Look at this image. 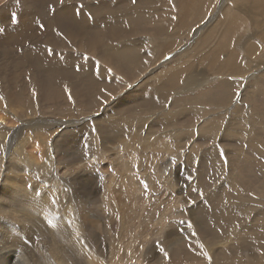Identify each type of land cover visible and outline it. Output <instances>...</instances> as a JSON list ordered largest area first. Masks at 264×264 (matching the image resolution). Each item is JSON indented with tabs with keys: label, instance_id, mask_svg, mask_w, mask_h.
<instances>
[{
	"label": "rangeland",
	"instance_id": "obj_1",
	"mask_svg": "<svg viewBox=\"0 0 264 264\" xmlns=\"http://www.w3.org/2000/svg\"><path fill=\"white\" fill-rule=\"evenodd\" d=\"M65 1L71 2L72 0ZM74 1L80 3L78 5V12H80L88 0ZM96 1L97 4L92 0L86 4V8L94 12V16H96L95 13L98 14L110 9L105 5L102 10L101 4L98 3V0ZM183 1L143 0L141 5L145 6L144 8L141 9L136 6L140 12H149L144 15L136 13L133 18L131 17V20L139 19L140 22H126L129 27L134 24L133 28L138 31L128 33L138 34L132 38L135 40H124L127 49L122 54L104 50L103 56L97 57L90 52V47H87L84 51L87 54L84 57L86 63L88 60H92L96 68L101 66L103 70V67H109L106 71H117L124 76L115 72L117 74L116 82L121 86L120 88L112 87L115 92L110 94L107 100L103 104L101 103L102 105H89L86 101H81L71 95L52 108L45 104L42 107L39 105L41 104L39 100H36L38 103L35 106V111L19 115L7 103V97L1 94L6 91L7 81L11 82L9 74L0 75V109H2L5 119L12 120L14 118L13 121L4 124V129L0 130V165L7 166V164L13 163L14 159L17 162L22 161L20 163L26 160L28 163L27 168H20L16 173L13 172L14 167H11V171H7L11 172L10 175L6 173V166H4L5 169L2 167L0 170V189L4 181H6L4 184H8V179L5 176H12L17 181L18 193H22L25 189L28 191L26 196L28 210H23L27 213L26 217L20 221L1 222V220L4 221L2 217L5 219L6 217L0 213V264H38V260H41L38 259V254L41 252L45 254L48 264H60V254L64 255L63 257H69L62 245L68 244L71 239L75 244L86 249V264H264V225L260 224L264 223L262 219L264 217V142L262 140V137L264 139V84H262V93L258 92L261 95H258L257 91L248 89V83L264 71V6L262 7L263 10L262 8L254 9L252 15L247 17L243 13L242 4L234 5L233 1L236 0H225L224 4L226 5H223L227 6V2H229L228 5L232 7L230 13L235 17L236 24H238L236 28L232 26V32L228 33L226 27L229 23L223 17H219L223 11L226 13V8L222 5L223 0H213V5L210 3L209 6H205L207 0H199L203 3L202 9L201 4H199L195 15L197 18L190 19L185 24V32L182 34L179 32L181 31L179 21ZM259 1L262 0H255L253 5ZM9 2L16 4L15 9L10 13L11 16L13 15L12 20L16 17L14 22L17 23L20 8L22 6L25 10H29V8L23 0H0V10ZM51 2L35 1L36 6L32 15L36 16L35 25L40 24L39 27L43 29L49 39L56 40L57 31L66 30V25L60 24V19L55 13L56 6ZM92 4L97 10L99 7V10L92 9ZM57 7L59 6L57 5ZM152 13L163 14V17L156 21H149L154 18L151 16ZM70 18L73 19L72 14H70ZM215 22L213 37L206 38V33L213 34ZM127 25H124L125 29L129 28ZM159 28L170 36V41L174 40L167 46L168 42L164 41V33L159 37L152 35L151 40H155L159 47L164 48L161 53L157 51V54H160L155 58L148 48L141 49L138 45L151 37L149 33H140L141 31ZM80 30H83L87 36L94 37L87 29ZM5 31L0 28V64L3 63L2 51L8 48V42L4 39L5 35L8 34ZM59 42L64 44L62 40ZM197 42L199 46L194 48L193 44ZM131 43L134 45L131 46ZM163 43L164 46H162ZM221 43L231 48L228 51L234 49L240 55V60L242 59L244 66L241 72L235 73L230 69L231 75L225 69L226 73L221 74L217 71L215 73V63L209 67L213 58L212 55H207V52L212 53L215 47H220ZM17 45H20L19 49L17 46L13 47L16 49V54L10 53L11 56L8 53L4 54L9 61H13L16 57L19 60L24 59L21 54H23L22 51L25 50V47L19 43ZM202 47L203 49H201ZM188 48L189 50H187ZM184 49L188 52L182 53ZM48 50L54 51L50 48ZM69 52L73 56L71 59H79L82 49L80 52L68 48L67 53ZM88 54L94 58L90 59L91 56ZM190 55L192 58H197L191 60ZM222 55L227 56L224 51H222ZM177 56L181 59L184 58V61L174 64ZM47 59L43 62H47ZM27 64L34 72L43 70L40 64L44 63H34L29 59ZM74 67L82 68L81 72L78 73L72 69L67 73L61 70L57 71L64 74L63 82L68 89L81 90L82 85L89 81L91 78L89 75L92 73L86 72V68L84 69L80 62L78 66L74 65ZM162 67L165 69L162 70ZM208 67L211 70H207ZM143 68L145 69L142 70ZM183 68L193 72L197 77L195 82L186 88L181 87L185 77V74L182 75ZM176 69L181 70V72L175 74L172 70ZM160 71L165 72V75L159 76ZM205 71L214 75L206 76L208 72ZM149 72H156L155 76L148 75ZM83 74H87L86 77ZM214 77L216 78L214 79ZM232 78L234 81L237 80L232 85L234 86L232 90L236 92L235 97L233 96L230 101L225 102L224 96L226 95L223 93L227 91V88L219 87L216 89L214 85L225 79L232 80ZM113 84L115 83L113 82ZM161 86H164L166 90H161ZM170 86L172 87L168 89ZM245 87L246 90H244ZM145 88H148V91H145ZM101 91L105 92V88H101ZM130 91L133 93L128 94L136 92V99H133L135 101H138L144 94L147 98H151L153 95L154 99H160L158 97L164 94V104L161 101L158 102L163 109L158 110L157 113L156 111H147L148 107L144 106L143 103L142 106L147 113L138 112L134 114V111L129 112L126 107L119 106V103L116 102L122 100L129 102L127 97L121 98ZM147 93L150 96H147ZM19 94H21L20 91H17L16 95ZM213 99L219 104L210 103ZM133 100H130L132 104L129 103L130 105L127 106L133 107ZM196 100L202 102V110L198 114V120L191 127L186 124V122L191 121L190 116L187 115L183 116L186 122L181 119L174 120L177 122L174 124L175 126L165 125L167 130H161L164 133L173 132L177 135V140L186 142V144L179 146V151H168L165 146L158 142L164 139L169 140V138L160 134L161 127L159 128L153 120L159 117L166 116V119H169L177 116L178 110L184 109ZM139 102L145 101L139 100L137 103ZM243 104H245L244 108ZM237 108H242V110L238 111ZM250 115L252 118L249 117ZM146 117V122L153 121L154 123L152 122L150 125V122L148 130L142 134L141 129L137 127L142 126L145 121L143 118ZM113 119L116 121L114 122ZM211 119H217L220 127L218 134V129L216 130L217 139H212L215 141L217 150L223 146L227 147V145L220 143L222 140L234 141L233 144L237 145L236 136L240 138L242 133L244 138H251L249 139L251 146L238 141V146L231 147L229 151L218 150L215 152L214 148H207L210 147V143L201 144L200 147L194 148L196 145L192 143L195 140L200 142L197 132L200 128L205 127V124ZM234 119L237 121L232 122ZM48 120L54 125L47 127L45 124ZM133 122L137 127H131ZM2 123L0 121V124ZM20 128H24V130L22 129V136L8 149L7 144L11 137L9 134L20 132ZM222 129L225 130L226 135L221 136V133L224 132ZM250 129H255L254 134H251L255 139L247 134ZM100 130H103L100 132L102 135H98ZM231 130L235 132V135L232 134ZM191 131L193 132L192 137L190 136ZM104 132L106 135L103 134ZM150 132L152 135H147ZM42 133L47 134L41 138ZM36 134L38 135L36 136ZM23 137L25 139L19 147ZM44 137L45 139L48 138L47 140L50 142L47 145L43 144ZM203 137L205 138L204 133ZM242 140L246 139L242 138ZM210 151L214 153L211 154ZM39 152L42 153L39 154ZM206 152L208 156L205 155ZM37 154L39 155L37 156ZM190 154L194 155L193 159ZM39 156L40 159H38ZM16 161L14 163H17ZM168 161H171L170 164L173 163V167L172 165L168 166ZM218 161L224 163L225 168L222 169V173H218L221 179L217 185L214 183L217 182L216 178H218L216 173L214 177L210 173L212 165L216 167L220 164ZM228 163L229 166H227ZM163 165L168 167L163 169ZM202 165H205L203 172H201ZM230 176L234 181L243 183V186L241 183L238 185L240 189L244 188L242 193H239L242 195L238 194L241 198L239 196L237 197L240 198L239 200L231 198L232 201L228 199L225 206L224 204L219 206V203L214 201L217 198L214 199L216 191L213 189H218L217 186L225 188L220 187L222 184L220 182H229ZM22 177L26 180L25 187L22 185V179H20ZM200 177L204 179V182L200 186L201 192L197 200L193 198L194 194L190 192L188 195L187 193L190 191L189 189L198 190L195 183H200L202 180ZM38 179L39 182H37ZM43 180H45L44 183ZM164 180L169 183L165 185ZM12 184L15 186V183ZM44 188L45 190L49 189L53 196V201L47 205L41 201ZM218 191L217 193L220 194L221 192ZM228 193V196L233 195L232 192ZM33 198L41 205H38ZM242 203H245L250 209L246 213L248 215H245L244 212L243 216L237 214L239 209L234 206H240ZM230 204L234 205L228 206ZM8 205L4 201L0 202V208L5 207L9 211L11 208ZM65 207L68 208L67 211H65ZM34 212L36 215L33 214ZM171 213H176L181 218L177 217L178 215L173 214V216ZM260 213H263L259 215L261 219L256 216ZM215 215L217 218L211 225V228L214 229H207L203 218H212ZM255 217L258 221H255ZM6 226L10 227L11 231L7 232ZM5 227V232L1 231ZM15 227H19L15 230L16 232L13 230ZM28 227H33L28 234L21 232V229ZM39 228H43V235L36 233ZM255 228L262 229L260 231L261 237L260 235L259 237L256 236ZM199 229L208 235L209 242L205 244L206 248L204 247V239L198 233ZM249 229L252 231L248 232ZM5 235L10 237L4 238ZM185 243H188L184 246L187 250V256L172 258L170 252L182 247ZM163 255L168 257L162 258ZM83 263L84 261L74 262V264Z\"/></svg>",
	"mask_w": 264,
	"mask_h": 264
},
{
	"label": "bare ground",
	"instance_id": "obj_2",
	"mask_svg": "<svg viewBox=\"0 0 264 264\" xmlns=\"http://www.w3.org/2000/svg\"><path fill=\"white\" fill-rule=\"evenodd\" d=\"M35 1H43V2H48V1H52L56 6V11L55 13L58 15L59 19H60V24L61 25H66V30L64 31H57V38L56 40H51L49 39V37L45 34V32L43 31V29H41L39 25H35L36 23V16L35 15H32L34 14V9H35V6H36V3ZM65 1V0H64ZM63 1V2H64ZM91 1V0H89ZM87 1V3L89 2ZM92 1H95L97 2L96 0H92ZM119 1V0H117ZM129 0H120L119 3H127ZM255 0H236V1H233L234 5H237V4H242V9H243V12H248V13H253V10L254 9H260L264 6V0L262 1H259V3H255L253 5V2ZM23 2L25 4H27L26 6L29 8V10H25L23 8V6L19 9L20 10V13H19V19L16 22H11L10 26L6 29L5 33H7L8 35L4 37L5 41L8 42V48L4 49V51H2V56H3V63L0 64V75H4L6 76L7 74H9V79L11 80L10 81H7V86H6V91L5 93H1V94H4L8 100V104L10 105V107H13L15 112L19 115H22V114H29L31 111H35L36 110V107L37 106L36 104L38 102H36V100H39V102L41 104H39L40 106L44 107V104L45 105H48L50 106L51 108L56 106L59 102L63 101L64 99H66L67 97L69 96H73V97H77L79 100L81 101H86L89 105H95V106H98V105H102L106 100L107 98L109 97L110 94L114 93L115 90L112 88V87H105V92L101 91V88L102 86L100 85V83H98V78L97 80L96 79H93V77H91L89 79L88 82H86L85 84L82 85L81 87V90H76L73 88V90L71 89H68L65 82L64 81V74L61 73V72H58L57 70H61L62 72L64 73H67L69 72L72 67L75 66H78L79 62L83 65V68L85 69L86 66H91L90 64H93L92 60H88L87 63L85 61V56L84 55V51L87 49V47H90V52L91 53H94L97 57H102L103 54H104V50H107L108 52L110 53H119V54H122L126 49H127V46H126V42H124V40L126 38H123L120 34H124L128 31H131V30H134L136 31L135 29L136 28H133V25H131V27H129V25H127L126 22H128V20L126 22H124V20L122 19V17H120L122 14L120 13V16H119V10L118 8H115L117 6L114 5V1H112L113 4H111L110 2V5L109 3L105 2V0H101L99 1L98 0V3L101 4V5H107L108 7H111L112 6L113 8L111 9H114L115 12H110V9L108 10H105L101 13H109V15H107L106 17V20L104 22V25L102 26L101 29H98V30H92L91 31V34L92 36L94 37H89L87 36L83 30H80V29H84V27H81V23L82 22L81 20L83 18H80V21L78 20V23H80V25H77L75 23V21L73 19L70 18V11L73 10V7L71 8H68L66 6H61L63 4L62 0H23ZM51 2V3H52ZM191 1H187L188 4H190ZM237 2V3H236ZM60 3V4H59ZM33 4V5H32ZM117 4V3H116ZM57 5L59 7H57ZM78 5V4H77ZM118 5V4H117ZM70 6V5H69ZM192 9L188 10L187 13H186V16H195L196 15V12L198 10V6L196 5H192ZM229 6V5H227ZM16 7V4L14 2H9L7 3L2 10H0V18L2 19L3 22H8L9 20H12V16H11V13ZM238 7V6H237ZM240 8V6H239ZM102 9V8H101ZM226 9L228 10H232V7H227ZM103 10V9H102ZM241 10V9H240ZM263 10V8H262ZM139 11V10H138ZM146 11V10H145ZM74 13V10L72 11ZM140 12V11H139ZM236 12V11H235ZM240 12V11H239ZM77 13V12H76ZM100 13V14H101ZM135 13V10L132 9L131 10V13H130V16H132L133 14ZM141 14H145L146 12H140ZM13 14V13H12ZM99 14V13H98ZM97 14V15H98ZM32 15V16H31ZM75 15V13H74ZM79 15V14H78ZM76 15L75 17L76 18H79V16ZM263 15H264V12H263ZM9 16V17H8ZM15 16V15H14ZM30 16V17H29ZM15 18V17H14ZM13 18V19H14ZM105 18V17H104ZM259 18V17H258ZM264 19V17H263ZM77 22V20H76ZM16 23V24H15ZM83 23V22H82ZM42 25V24H41ZM124 25L128 26L129 28L128 29H125L124 28ZM18 26H19V29H18ZM13 27H15V30H13ZM107 28V34L104 31V29ZM1 36V35H0ZM96 39V40H95ZM59 40H62L64 42V44H61L59 42ZM128 40V39H127ZM126 40V41H127ZM17 43L21 44L22 46L25 47V50L22 51L23 54H21V56L24 57V59H18L17 57L13 60V61H9L8 59H6L7 57L4 55V54H9L11 56L10 53H14L16 54V49H13V47L17 46V49H19L20 45H17ZM3 48H4V44L2 45ZM11 46V47H10ZM48 48L54 50V51H49ZM68 48L70 50H73V51H80L81 52V49H82V53L79 55V59H71L73 56L72 54L68 52ZM67 51V52H64L63 51ZM23 50V49H22ZM61 53V56H59ZM67 56H69L70 58H68ZM47 59V62H43ZM90 58V57H89ZM31 59V61H33L34 63H44V64H40V67L43 69V70H39L40 72H34L31 70L30 68V65L27 64V61ZM85 62V63H84ZM37 65V64H36ZM94 65V64H93ZM12 66H14V68H11ZM34 67V66H33ZM44 67V68H43ZM92 67V66H91ZM95 65L93 66V68L95 69ZM76 68V67H75ZM34 69V68H33ZM160 69V68H158ZM93 70V69H92ZM13 71V72H11ZM57 71V72H56ZM46 72V73H44ZM98 72V70H97ZM94 73V72H92ZM100 74V73H99ZM105 74V73H104ZM94 76L97 75L96 74H93ZM92 75V76H93ZM264 71L259 75L257 76L254 80H252L251 82L248 83V89L250 90H254V92L257 91V94L258 92H261V90L263 91L264 87L262 86V84H264ZM98 76V75H97ZM103 76V73L99 75V77H102ZM105 76V75H104ZM96 78V77H95ZM105 78V77H104ZM101 79V78H100ZM103 79V78H102ZM106 80V79H105ZM196 78L194 76H188L186 77V79L184 80V86H188L189 84L191 85L193 82H195ZM13 82V83H12ZM112 82V81H111ZM228 83V82H227ZM173 84V83H172ZM236 85V84H235ZM35 86V87H34ZM111 86H114L113 82L111 83ZM172 87V86H171ZM217 87V88H216ZM214 88L218 89L219 87L220 88H227V91L225 93H223V95H226L224 96V100L225 102L227 101H230L231 99V94L232 93V97L235 95V91H233L231 88V90H229V88L231 87L230 85H224L223 83L222 84H219L218 86H216ZM263 87V89H262ZM170 88V87H169ZM148 89V88H147ZM237 89V88H236ZM247 89V90H248ZM2 90V89H1ZM246 90V87L245 89ZM249 90V91H250ZM17 91L21 94L19 95H16L17 94ZM223 91V90H222ZM262 93V92H261ZM251 94V93H250ZM129 95V102L131 103L130 100H133V99H136V93L134 92V94H128ZM148 96V94H146ZM215 95V94H213ZM243 95H245L243 93ZM242 95V96H243ZM254 95V94H253ZM252 95V96H253ZM258 95H261V94H258ZM235 97V96H234ZM241 97V96H240ZM254 97V96H253ZM252 97V99H253ZM141 100H146V99H150V98H147L145 95L141 96L140 97ZM159 98V97H158ZM256 98V96H255ZM258 98V96H257ZM154 99V97L152 98ZM219 99V98H218ZM245 99V98H243ZM259 99V98H258ZM256 99V100H258ZM261 99V98H260ZM255 100V99H254ZM264 100V98H263ZM135 104H139L137 103L138 101H135L133 100ZM161 100L158 99L156 101L154 100H151L149 104H144L146 107H148V109L150 110H153V111H156L158 109H160V106L162 107L161 104H159L158 102H160ZM211 101H215V99L211 100ZM251 101V100H250ZM249 101V102H250ZM259 101V100H258ZM36 102V103H35ZM217 104H219L217 101H215ZM261 102V101H260ZM102 103V104H101ZM142 103V102H141ZM198 103V102H197ZM258 103V102H257ZM227 104V103H226ZM197 105V104H196ZM245 104H243V108L245 107L244 106ZM263 105V104H262ZM194 106V105H193ZM192 107V106H191ZM259 107V106H258ZM186 108V107H185ZM182 109V110H178V115L177 116H174V117H171L169 119H166V116L165 117H159L158 120H156V122H158L160 125H162L160 128V134L162 135H165L168 136L169 140H162V141H159L158 143L162 146H165V148L168 150V151H172V150H175V151H179V146L183 145V144H186V142H182V141H179L177 140V135L175 133H164V132H161L164 131V130H167V128L165 127L168 126V125H174L176 124L177 122H175L174 120H183L184 122H186V120L184 119L183 116H187L189 115L190 116V119L191 121L190 122H186L187 126L190 127L192 124H194L197 120H198V114L201 112L200 110L196 109V108H188L189 110H186V109ZM27 110V111H26ZM238 111H241L242 108H237ZM233 111V110H232ZM33 113V112H32ZM127 113V112H126ZM197 113V117L192 114H195ZM243 113V111H242ZM15 114V113H14ZM252 114V113H251ZM192 115V116H191ZM236 115V114H235ZM254 115V114H253ZM17 117V115H15ZM117 116V115H116ZM251 117V115L249 116ZM231 118V117H230ZM239 118H242V116H239ZM238 118V119H239ZM252 118V117H251ZM258 118V117H257ZM145 119V118H144ZM14 118H12V120L10 119H5L3 117V111L2 109H0V121H2L3 123L0 124V130L4 129V124L10 122V121H13ZM114 120V119H113ZM166 120V121H165ZM116 120H114L115 122ZM214 121V119L212 120ZM212 121L209 120L205 125V127H202V129L200 128L199 131H198V138L200 140V142H198V140L195 142H193L192 144L196 145L194 148H197L198 146L200 147L201 144L205 145L207 143H210V147H207V148H214L216 151L215 152H218V150L220 151H223V150H227L229 151L231 149V147L233 146H237L234 143V141H228L227 139L224 141L222 140V142H220L222 145H227V147H220L218 146V150H217V146H215V141H213L214 139H217V134H218V131L220 130V127H218V130H217V134H216V129H215V125L212 124ZM216 121V120H215ZM234 121H237V119H234L232 122ZM254 121V119H253ZM259 121V120H258ZM264 121V119H263ZM241 122V121H240ZM47 124H45L47 127L49 125H54L53 122L51 121H46ZM255 123V121H254ZM12 124V123H11ZM121 124V123H120ZM216 124V123H215ZM233 124V123H232ZM248 124V123H246ZM256 124V123H255ZM236 125V124H235ZM254 125V124H253ZM35 126V125H34ZM175 126V125H174ZM210 126V127H209ZM218 126V125H217ZM224 126V125H223ZM230 126V124H229ZM248 126V125H247ZM251 126V125H250ZM261 126V125H260ZM160 127V126H159ZM258 127V125H257ZM13 129V127H11ZM25 128V127H24ZM24 128H20V132H13L11 134H9L11 137H10V140L8 141V149L9 147L13 144H15L18 139L22 136V131L24 130ZM210 128V129H209ZM259 128V127H258ZM23 129V130H22ZM37 129V128H36ZM41 129V128H40ZM228 129H230L228 127ZM237 129V128H236ZM239 129V127H238ZM117 130V129H116ZM169 130V129H168ZM223 130V129H222ZM241 130V128L239 129ZM261 130V129H260ZM264 130V129H263ZM262 130V132H263ZM138 132V130H136ZM196 131V130H195ZM215 131V132H214ZM224 132L221 133V136L223 134H225V130H223ZM37 132V131H35ZM44 132V131H42ZM169 132V131H168ZM232 132V130H231ZM231 132H228V133H231ZM255 132V129H250L249 130V135L250 134H254ZM51 133V132H50ZM192 131H191V134L190 136L192 135ZM203 133L205 135V138L203 137ZM247 133V132H246ZM45 134L47 133H42V136L41 138H43V136H45ZM233 135H235V132H232ZM260 134V133H259ZM38 134H36L37 136ZM147 135H152L151 132L148 133ZM226 135V134H225ZM242 135V137H238L236 136V142L238 141H242V138L243 139H246L244 138V135L243 133L240 134ZM51 136V135H50ZM48 137V136H47ZM192 137V136H191ZM225 137V136H224ZM219 138V137H218ZM228 138V137H227ZM248 138V137H247ZM25 139V137H23V139L20 141L19 143V147L22 145V141ZM48 139V138H47ZM43 139V144L44 145H47V143H50L48 142V140ZM211 139V140H210ZM213 139V140H212ZM225 139V138H224ZM251 139V138H249ZM28 140V139H27ZM26 140V141H27ZM232 140H235V139H232ZM29 141V140H28ZM27 141V142H28ZM219 141V140H218ZM25 143V142H23ZM219 143V142H218ZM25 145V144H24ZM42 145V146H44ZM229 146V147H228ZM19 147H16L17 149ZM34 147V146H33ZM206 147V146H205ZM162 148V147H161ZM193 148V147H192ZM205 149V148H204ZM203 150V149H202ZM190 151V150H189ZM19 152V151H18ZM34 152V151H33ZM54 152V151H53ZM211 154H213L214 152L210 151ZM35 153V152H34ZM42 152H39V154H41ZM37 154V156L39 155ZM207 152H206V154ZM30 156V155H29ZM41 156V155H40ZM40 156L38 159H40ZM11 157V156H10ZM13 157V156H12ZM190 157L193 159L194 155L193 154H190ZM189 157V159H190ZM15 158V157H14ZM13 158V159H14ZM22 158V157H21ZM20 158V160H21ZM211 158V157H210ZM24 159V158H22ZM30 159V157H29ZM36 159V158H35ZM197 159V158H196ZM203 159H205L203 157ZM10 160V159H9ZM19 160V161H20ZM37 160V159H36ZM11 161V160H10ZM16 160L14 159V161H12L13 163L15 162ZM25 162L23 163H20V162H17V163H11V164H7L6 165H0V170H2L1 168L6 166L7 169H6V173H10L11 172H7V171H11V167H14V170L13 172H18L20 168H27L28 166V163L26 162V160H24ZM220 161V160H219ZM218 161V162H219ZM223 161V160H222ZM9 162V161H8ZM171 161H168V166L172 165L173 167V163L170 164ZM221 162V161H220ZM219 162V163H220ZM159 163V162H158ZM167 163V162H166ZM202 163V162H201ZM1 164V163H0ZM37 164V163H36ZM41 164V163H40ZM161 164V163H159ZM158 164V165H159ZM192 164V163H191ZM38 165V164H37ZM50 165V164H49ZM156 165V164H155ZM167 166V167H168ZM193 166V165H192ZM204 166L205 165H202L201 166V172H203V169H204ZM229 166V163L228 165ZM231 166L234 168L233 164H231ZM167 168L166 165H163V169ZM225 168V165L224 163H220L218 164L216 167H214L212 165V171L210 174H212V177L215 176V173H216V181L217 182H214V183H217L218 185V181L219 179H221V177L219 176V172L222 173V169ZM5 169V167H4ZM129 169H131V167H129ZM47 170V169H46ZM227 170V168H226ZM21 171V170H20ZM169 171V170H168ZM167 171V172H168ZM200 171V170H198ZM205 171V170H204ZM166 173V172H164ZM226 173V172H225ZM167 174V173H166ZM204 174V173H203ZM230 174V173H228ZM5 175V174H4ZM170 175V174H169ZM163 176V175H162ZM173 176V175H172ZM5 178L8 179L7 183L8 184H4L6 181L3 182V184L1 185V189H0V197H2L0 199V202L4 201L5 203H8L9 207L11 208L9 211L7 208L5 207H1L0 208V213L6 217V219L4 217L1 222H10L11 220H17V221H20V219L22 220L24 217H26L27 213L24 212L23 210H28V207H27V194H28V191H22V193H18L17 192V184L15 181V178L14 177H7L5 176ZM18 178V177H17ZM163 178V177H162ZM201 178V177H200ZM230 178V181L227 183L225 182H220V187H225V188H219L217 186L218 189L214 188L213 190L216 191V195H214V199L217 198V200H214V201H217L219 203V206H222L224 204L225 206V202H227L228 199L231 200L232 199H238L237 197L239 195H242V194H239V193H242V190L244 189H240L239 188V183H241V186H243L242 182L240 181H234V179L232 178V176L229 177ZM6 179V180H7ZM19 179V178H18ZM22 185H24L25 187V183H26V180L22 178ZM202 179V178H201ZM17 180V179H16ZM167 180V179H166ZM212 180H214L212 178ZM13 181V182H12ZM45 180H43V183H44ZM37 182H39V179L37 180ZM165 185H167V183H169L168 181H163ZM204 182V179H202L200 181V183H195V186H198V190H192V189H189L190 191L187 193L188 195L190 194V192L192 194H194V197L193 198H196L197 200L199 199V195H200V192H201V185L202 183ZM12 183H15V186L12 184ZM238 183V184H237ZM38 184V183H37ZM41 184V183H40ZM193 184V183H192ZM191 184V185H192ZM13 185V187H12ZM190 185V186H191ZM216 185V184H215ZM32 186V185H31ZM36 186V185H35ZM247 186V185H246ZM190 188V187H189ZM238 191L236 192L235 191ZM219 190V191H218ZM218 192H221L220 194L217 193ZM225 192V193H224ZM228 192H232L233 195L231 196H228L229 193ZM245 193V192H244ZM228 194V195H227ZM239 194V195H238ZM2 195V196H1ZM240 197V196H239ZM11 198V200H10ZM22 198V199H21ZM192 198V199H193ZM241 198V197H240ZM239 198V199H240ZM158 199V198H157ZM194 199V200H196ZM238 199V200H239ZM34 200V198H33ZM229 200V202H230ZM36 202V200H34ZM41 201L44 202V204H50L52 201H53V196L51 195L49 189H46L45 188L43 189V192H42V195H41ZM232 201V200H231ZM159 202V201H158ZM165 202V200H164ZM38 205H41L40 203L36 202ZM155 204V203H154ZM157 204V203H156ZM234 205V204H233ZM233 205H228V206H233ZM240 205V204H239ZM226 205V207H228ZM203 207V206H202ZM236 209L238 208L239 209V213H237L238 215H242L243 216V212L245 213V215H248L246 214L247 211L249 212L250 209L246 206L245 203H242L240 206H234ZM112 208V207H110ZM217 208V207H216ZM219 208V207H218ZM217 208V209H218ZM233 209V208H231ZM68 208L65 207V211H67ZM214 211V210H213ZM236 211V210H235ZM177 212V211H176ZM240 212H242V214H240ZM112 213V212H111ZM165 213V211H164ZM181 213V212H180ZM34 215H36V212L33 213ZM178 215L176 213H171V215ZM263 213H260V214H257L256 216L259 217L261 219V217L259 215H262ZM173 215V216H174ZM244 215V216H245ZM163 216V215H162ZM236 216V215H234ZM176 217V216H175ZM177 217H180L181 216H177ZM205 217V216H204ZM209 217V216H208ZM228 217V216H227ZM239 217V216H238ZM217 218V215L213 216L212 218H203L205 220V227L207 229H214V228H211V225L212 223L214 222V220ZM226 218V217H225ZM230 218V217H229ZM232 218V217H231ZM241 218V216L239 217ZM252 218V217H251ZM1 219V218H0ZM184 219V218H183ZM263 221H264V217L262 218ZM256 217H255V221H256ZM174 221V220H173ZM235 221V220H234ZM258 221V220H257ZM176 222V221H174ZM236 222V221H235ZM261 225H264V223H260ZM259 224V225H260ZM216 226V225H215ZM214 226V227H215ZM6 227L8 230H6ZM4 229H2L1 231H4L5 230L8 232V231H11L10 227L6 226ZM217 227V226H216ZM248 227V226H247ZM31 228L33 227H28L27 229H21V232L23 231L24 234H28L30 230H32ZM16 229H19V227H15V229H13L14 231ZM42 229L43 228H39L36 233L39 234V235H43L42 233ZM127 229V228H126ZM144 230V229H143ZM262 229H257L255 228V231H256V236L259 237L260 235V231ZM20 231V230H19ZM252 231V229H249L248 232ZM16 232V231H15ZM11 233V232H10ZM194 233V232H193ZM201 237L204 239V247H205V244H207L209 241H208V235L206 233H204L201 229H199V232H198ZM19 234V233H18ZM22 234V233H21ZM254 234V233H253ZM197 235V233H196ZM9 235H5L4 238H8ZM194 236V235H193ZM10 237V236H9ZM261 237V235H260ZM254 238V237H253ZM142 242V241H141ZM147 244V242H146ZM188 243H185L182 247L172 251L171 249H169V251L171 250L172 252H170V256L172 258H177L178 257H186L187 256V250L184 248L185 245H187ZM261 244V243H259ZM65 249V251L68 253L67 256L69 257H63L64 255L60 254V264H74L75 261H78V262H83V264H86V249L83 248L82 246L78 245V244H75L72 239L69 241L68 244H64L62 245ZM148 246V245H147ZM150 246V245H149ZM171 246V244H170ZM174 246V244H173ZM144 247V245H143ZM203 247V248H204ZM227 247V246H226ZM225 247V249H226ZM142 248V247H141ZM146 248V246H145ZM173 248V247H172ZM176 248V247H175ZM206 248V247H205ZM59 249L61 250V248L59 247ZM59 249H58V252H59ZM62 249V251H63ZM144 249V248H143ZM150 249V248H149ZM166 251V249H165ZM61 252V251H60ZM140 252V251H139ZM168 252V251H167ZM166 252V253H167ZM156 253V252H155ZM161 253V252H159ZM165 253V254H166ZM130 255V253H128ZM164 254V253H163ZM154 255V254H153ZM43 252H41L40 254H38V259L40 258L41 260H38V264H48L47 260H46V256ZM70 256H72L70 258ZM158 256V255H157ZM160 256H162L160 254ZM165 257H168L165 255ZM164 255L162 258H165ZM161 258V260H162ZM170 258V257H169Z\"/></svg>",
	"mask_w": 264,
	"mask_h": 264
},
{
	"label": "crops",
	"instance_id": "obj_3",
	"mask_svg": "<svg viewBox=\"0 0 264 264\" xmlns=\"http://www.w3.org/2000/svg\"><path fill=\"white\" fill-rule=\"evenodd\" d=\"M89 1V0H88ZM112 1H114V5L115 6H117V7H115V8H118V10L120 11L118 14H119V16H120V13L122 14L120 17H122V19L124 20V22H126L127 20H128V22H133V23H137V22H140V20L139 19H135V21L134 20H131V17L133 18L134 17V15L136 14V13H140L139 11H138V9L136 8V6H139L141 9L142 8H144L145 6H143V5H141V2L143 1V0H129L127 3H119L120 2V0L119 1H117V0H112ZM112 1H109V0H105V2H107V3H109V5H110V2H111V4H113L112 3ZM187 1H191L190 2V4H188L187 3ZM224 1L225 0H223L222 1V5L224 4ZM92 2H95V1H92ZM133 2H135V3H133ZM118 5H117V4ZM210 3L213 5V3H214V1L212 0V2H211V0H207L206 2H205V6H209L210 5ZM226 3V2H225ZM60 4V3H59ZM61 4H63V5H61V6H66V7H68V8H71V7H73V10H74V13H75V15H74V13L72 12V11H70V14H72V18L74 19V21H75V23L77 24L78 23V20L80 21V18H83L81 21L83 22H80L81 23V27H84L85 29H87V31L89 32V33H91V31L92 30H98V29H101L102 28V26L104 25V22H105V20H106V17H107V15H109V13H106V14H104V13H101V15H100V13L97 15L96 13H95V15L96 16H94L93 14H94V12L91 10V9H87L86 8V4H87V2H85L84 4V6H83V8L81 9V11L80 12H78V5L80 4L79 2L77 3V2H75L74 0H72L71 2H66V1H64L63 3H61ZM78 4V5H77ZM95 4H97V2H95ZM199 4H201V9H202V5H203V3L201 2V1H199V0H184L183 1V7H182V13H181V17H180V21H179V28H180V30L181 31H179L180 33H184L185 31V24H187L188 23V21H190V19H194V18H197L196 16H186V13H187V11L188 10H190V9H192V5H196V6H198V8H199ZM229 4V2H227V5ZM70 5V6H69ZM106 5V4H105ZM105 5H100V8H104L105 7ZM114 5H112V6H114ZM224 5H226V4H224ZM223 5V6H224ZM225 8H227V7H230V5L229 6H224ZM91 8L92 9H95V10H97L96 9V7H95V5L94 4H92L91 5ZM111 8H113V7H110V12H115L114 11V9H111ZM205 8V7H204ZM132 9H134L135 10V13L132 15V16H130V13H131V10ZM56 10V9H55ZM82 10H84L83 12H82ZM98 10H99V7H98ZM97 10V11H98ZM223 10H224V8H223ZM225 11H226V13L223 11V13L222 14H220L221 16H219V17H223L224 19H225V21L226 22H228L229 24H228V26L226 27V32H228V33H231L232 32V26H234L235 28L236 27H238V24H236L237 23V21H236V19H235V17H233L232 15H231V13H230V10H228V9H225ZM77 12V13H76ZM147 12H149V11H147ZM146 12V13H147ZM145 13V14H146ZM244 14H245V16H247V17H249L250 15H252V13H248V12H243ZM80 16H79V15ZM76 15H78L79 16V18H76L75 16ZM144 15V14H143ZM151 16L152 17H154L153 19H150L149 21H153V20H158V19H160V18H162L163 17V14H160V13H152L151 14ZM258 16H260V15H258ZM93 17V18H92ZM97 17V18H96ZM105 17V18H104ZM127 19H126V18ZM263 17H264V15H263ZM94 18H96L95 20H94ZM108 18V17H107ZM172 18V17H171ZM105 19V20H104ZM76 20H77V22H76ZM259 23H260V21H258ZM80 23H78L77 25H80ZM215 26H216V22H215V25H214V28H213V34L212 33H206V38H209V36L212 38L213 36L212 35H214V32H215ZM184 28V29H183ZM183 29V30H182ZM131 31H133V32H138V31H134V30H131ZM131 31H128V32H131ZM224 32H225V30H223ZM103 32H107V28H105L104 29V31ZM128 32H126V33H124V34H120L123 38H126V39H130V40H135V39H132L134 36H136L138 33H128ZM188 32H191V31H188ZM108 33V32H107ZM106 33V34H107ZM140 33H144V34H147V33H149V35H151V37L149 38V40H146V42H144V43H140L139 45H138V47L139 48H148L149 50H150V53H152V55H153V57H157V55H159L160 53H161V51L164 49V48H161V47H159V44L155 41V40H151L152 39V35H154V36H156V37H159V35H161V34H165V42H168L167 43V46L168 45H170L172 42H173V40L172 41H170V36L169 35H167L166 33H165V31L163 30V29H161V28H159V29H145V30H143V31H141ZM187 33V32H186ZM232 35V34H231ZM174 36V35H173ZM229 36V35H228ZM183 37V36H182ZM241 38V37H240ZM176 40H178V39H176ZM175 40V41H176ZM181 44V43H180ZM179 44V45H180ZM134 45V43H131V46H133ZM165 44L163 43V45L162 46H164ZM178 45V46H179ZM228 45H229V42H228ZM228 45H225L224 43H221V45H220V47H215V49L212 51V53H209V52H207V55H212V61H211V64L209 65V67H211V65H212V63H215L216 64V70L214 69V71H215V73H216V71L217 72H219V73H226V71H225V69L226 70H228L229 71V73H230V69H232L233 71H235V73H237V72H241L242 71V68L244 69V66H243V64H242V62L243 61H241L240 60V55L239 54H237V52L236 51H234V49H232V51L231 50H229L228 51V49H231V48H229V46ZM177 46V47H178ZM196 46H199L198 45V42L197 43H195V44H193V47L194 48H196ZM176 47V46H175ZM193 47H191L192 49H193ZM201 49H203V47L201 48ZM187 50H189V48L187 49ZM186 49H184L183 51H182V53H184L185 51H187ZM200 50V49H199ZM157 51H160V53H158L157 54ZM165 51L166 52H168V50L167 49H165ZM222 51H224L226 54H227V56H223L222 55ZM188 52V51H187ZM142 54H144V53H142ZM84 55H87V54H85L84 53ZM88 55H90V54H88ZM183 55V54H182ZM91 56V58L90 59H93L92 58V55H90ZM186 57H187V54L185 55ZM195 57V56H194ZM189 58L191 59V60H194V59H196L197 57H195V58H192V56L190 55L189 56ZM96 61L98 62V60L96 59ZM180 61V62H179ZM184 61V58L183 59H181V57L179 58L178 56L176 57V60H175V63L174 64H176V63H181V62H183ZM101 62V61H100ZM158 64H160V63H158ZM91 66H87L88 67V69H87V67H86V72H94V73H92V75L93 74H96L97 73V75H89V76H91V77H93V79H96L97 80V78L99 79L98 80V83H100V85L102 86V88H105V87H115V88H120V84H117V74H120L119 72H117V71H115V69H114V71L117 73H115V72H112L111 70H109V71H106L107 70V68H109V67H106V68H104L103 67V70H102V67L100 66H98L99 68H96L95 67V69L93 68V64H90ZM165 66V65H164ZM147 67H150V66H147ZM146 67V68H147ZM208 67V69L207 70H209L210 68ZM93 69V70H92ZM105 69V70H104ZM111 69V68H110ZM145 68H143L142 70H144ZM165 69V67H162V70H164ZM81 70H82V68H75V67H72V71H75V72H81ZM97 70H98V72H97ZM211 70V69H210ZM175 74H178V73H180L181 72V70H172ZM205 72H208L207 73V75L206 76H212V75H214V74H209V71H205ZM102 74L103 73V76H102V78L101 77H99V75L100 74ZM105 73V74H104ZM156 73V72H155ZM155 73H151V72H149V74L148 75H150V76H155ZM161 74H162V76L163 75H165V72H163V71H160V74H159V76H161ZM183 74H185V77H184V80L186 79V77H188V76H194L195 78H197L196 76H195V74L193 73V72H191V71H187L185 68H183L182 69V75ZM209 74V75H208ZM231 74V73H230ZM86 75L87 74H83V76L84 77H86ZM105 75V76H104ZM120 75H122V74H120ZM232 75V74H231ZM123 76V75H122ZM149 76V78H151ZM96 77V78H95ZM105 77V78H104ZM124 77V76H123ZM217 77V76H216ZM216 77H214V79L216 78ZM101 78V79H100ZM126 78V77H125ZM156 78V77H155ZM209 78V77H208ZM106 79V80H105ZM204 79V78H203ZM129 80V79H128ZM183 80V81H184ZM207 80V79H206ZM114 82L115 84H114V86H111V83L112 82ZM237 81V80H236ZM236 81H234V79L232 78V80L231 79H229V80H227V79H225V80H222L220 83H218V84H216V85H214V87H216V86H218L219 84H224V85H230L231 87L229 88V90H231V88H234V86H232V85H234V82H236ZM205 82V81H204ZM228 82V83H227ZM182 86L181 87H184V88H186L187 86H184V82L181 84ZM238 85H239V83H238ZM173 86V85H172ZM161 88V90H166V88L164 87V86H161L160 87ZM170 88H171V86H170ZM169 87H168V89H170ZM217 88V87H216ZM238 88V87H237ZM121 89H122V87H121ZM148 91V89H146L145 88V91ZM160 90V89H159ZM128 93H133L132 91H130V92H126L125 94H124V96L121 98V99H124V98H126L127 97V99L129 100V95H127ZM136 93V92H135ZM139 93V92H138ZM148 94V93H147ZM231 94V98H233L232 97V93H230ZM137 95V94H136ZM145 95V94H144ZM143 96V95H142ZM148 96H150L149 94H148ZM153 96V95H152ZM151 96V98L150 99H146V100H144L145 102H139V104H133L134 106L133 107H130V106H127V105H130L129 103L130 102H125L124 100H122V101H118V102H116V103H119L118 105L119 106H122V107H126L127 109H128V111L129 112H131V111H134V114H136V113H138V112H144V114L145 113H147V111H151V112H154L153 110H150V109H148L147 111H145L144 110V108H143V106H142V104L144 103V104H149L150 103V101L151 100H154V101H156V100H158V99H152L153 97ZM164 94L163 95H160L159 96V98H160V100H161V103L162 104H164ZM139 100H141V98L139 99ZM198 102V103H197ZM207 102H208V100H207ZM215 102V101H214ZM201 101L200 100H196V101H194L192 104H190V105H188L185 109L186 110H189L190 108H196V109H198V110H202V105H201ZM210 103H213V101H210ZM219 103V102H218ZM132 104V103H131ZM197 104V105H196ZM194 105V106H193ZM145 106V105H144ZM192 106V107H191ZM189 108V109H188ZM163 108L160 106V109H158V110H162ZM115 110H117L116 112L118 113V109L116 108ZM158 110H156V113H157V111ZM193 116L195 115H197V113H195V114H192ZM191 115V116H192ZM198 116V115H197ZM196 116V117H197ZM138 118H140V116H138ZM198 118V117H197ZM225 118H226V114H225ZM224 118V119H225ZM144 119V118H143ZM159 119V118H158ZM158 119H155V120H153L154 122H156V120H158ZM145 121L143 122V124H142V126H139V127H137L136 126V124L134 123V124H132L131 125V127H137L138 129H141V132H142V134L146 131V130H148V125H149V123H150V125H152V122L153 121H150V122H146L147 121V117L144 119ZM213 119H211V121H212ZM216 120V121H215ZM135 121V120H134ZM223 121V120H222ZM153 122V123H154ZM157 123V126H162V125H160L158 122H156ZM215 123H216V125H215ZM212 124H214L215 125V129L217 130L218 129V127H219V122L217 123V119H214V121H212ZM218 125V126H217ZM157 126H155V127H157ZM159 127V128H160ZM191 127V126H190ZM162 128V127H161ZM98 129H101L100 127H98ZM244 129L242 128V131H243ZM101 131H103V130H100V131H98V135H102L100 132ZM106 132H104L103 134L104 135H106L105 134ZM198 133V132H197ZM248 135H249V133H247ZM250 136H252L251 134H250ZM264 136V135H263ZM253 137V136H252ZM254 138V137H253ZM252 138V139H253ZM255 139V138H254ZM262 140H263V142H264V139H263V137H262ZM242 142V144L245 142L246 143V145L248 146V145H250V142H249V139L248 138H246V140H242L241 141ZM236 144H237V146H238V142H236ZM251 146V145H250Z\"/></svg>",
	"mask_w": 264,
	"mask_h": 264
}]
</instances>
